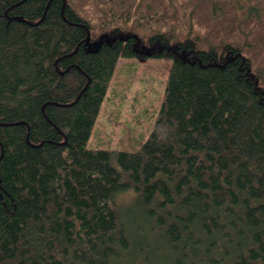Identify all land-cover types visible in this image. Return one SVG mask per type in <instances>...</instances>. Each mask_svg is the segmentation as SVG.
<instances>
[{"label":"trees","instance_id":"trees-1","mask_svg":"<svg viewBox=\"0 0 264 264\" xmlns=\"http://www.w3.org/2000/svg\"><path fill=\"white\" fill-rule=\"evenodd\" d=\"M141 57L147 137L89 146ZM0 264H264V0H0Z\"/></svg>","mask_w":264,"mask_h":264},{"label":"rangeland","instance_id":"rangeland-1","mask_svg":"<svg viewBox=\"0 0 264 264\" xmlns=\"http://www.w3.org/2000/svg\"><path fill=\"white\" fill-rule=\"evenodd\" d=\"M164 58L141 57L124 60L112 80L106 100L88 145L136 150L147 137L157 117L165 87L168 63ZM134 193L116 196L118 209L134 201Z\"/></svg>","mask_w":264,"mask_h":264}]
</instances>
